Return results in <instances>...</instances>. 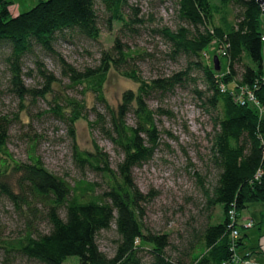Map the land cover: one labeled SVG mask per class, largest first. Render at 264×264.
I'll return each instance as SVG.
<instances>
[{"label": "trees", "instance_id": "obj_1", "mask_svg": "<svg viewBox=\"0 0 264 264\" xmlns=\"http://www.w3.org/2000/svg\"><path fill=\"white\" fill-rule=\"evenodd\" d=\"M13 4L12 0H0V45L12 49L7 58L11 88L22 98L31 95L46 99L55 94L49 113L68 127L76 167L83 174L95 173L101 181L68 182L51 173L37 157L30 163L15 162L8 151L12 121L0 118V192L28 221L20 237L0 238L2 248L40 264H64L69 257H78L79 264H142L140 254L145 249L153 254L151 264H236L232 248L241 247L244 237L232 239L230 212L241 218L251 204H264V118L254 106L241 105L234 96L240 87L246 86L264 106L261 6L255 0H221L219 5L211 0H179L178 15L192 29L182 27L177 32L165 29L163 34L172 45L171 60L177 62L185 57L188 66L166 77L145 80L137 65L140 53L134 52L120 36H116L111 48L101 52L97 66L83 70L68 63L56 49L59 41H99L100 8L108 16L110 32L114 23L121 24V33L138 32L143 19L139 18L140 10L131 6L133 15L126 17L124 8L128 0H41L33 9L17 16L12 14ZM231 5L239 9L233 23L223 16ZM221 14L222 23L216 25L215 18ZM214 43L221 51L220 71L204 60ZM35 46L41 53L56 58L70 88L80 90L83 96L93 94L96 104L104 110L101 113L93 108L97 119L89 124L97 126L123 156L116 169L109 154L96 142L93 151L80 149L76 124L80 120L88 121L92 111L85 100L61 95L60 91L56 93L54 85L60 80L39 58L28 76L35 71L41 87L25 86L24 58ZM237 67H241L240 81L231 90ZM112 70L139 85L137 91L128 90L123 94L117 108L109 104L104 93ZM194 70L201 73L206 87L205 92H196L205 96L206 102L218 113L211 162L219 175L206 200L209 211L221 207L222 219L208 224L202 235L201 251L190 263H183L166 255L169 235L146 233L141 204L147 201V196L139 191L133 172L153 158L160 141L157 117L168 114L162 108L153 110L149 101L196 83ZM130 116L133 124L129 123ZM12 174L17 176L14 189L10 183ZM41 219L49 226L45 234L35 226ZM112 224L116 225L119 240L114 257H108L100 250L97 237ZM248 257L250 254L243 258Z\"/></svg>", "mask_w": 264, "mask_h": 264}, {"label": "rangeland", "instance_id": "obj_2", "mask_svg": "<svg viewBox=\"0 0 264 264\" xmlns=\"http://www.w3.org/2000/svg\"><path fill=\"white\" fill-rule=\"evenodd\" d=\"M12 14L17 16L33 9L41 0H12ZM179 0H128L124 8L127 16L133 15L131 7H137L143 26L134 34L121 33V24L114 23L113 30H108V16L100 8L101 37L99 41L77 39L73 42L59 41L57 51L63 58L79 70L95 67L99 63L101 52L111 48L116 36H120L134 52L140 53L137 65L145 80L166 77L185 69L187 60L181 57L177 62L171 60L172 45L163 31L169 29L177 32L180 28L192 27L178 15ZM219 5L221 0H211ZM131 6V7H130ZM225 15H217L215 24L222 23V15L230 23L235 21L239 9L229 6ZM127 33V34H126ZM38 46L24 58V84L28 88H40L41 79L34 71L35 60L39 58L46 68L55 75L60 83L54 85V91L61 95L85 100L89 111L93 108L101 113L104 110L96 104L93 94L83 96L80 90L69 87V80L62 76L59 63L55 57L41 53ZM12 49L0 45V118L7 117L12 122L9 130L8 151L15 162L30 163L33 157L40 158L44 166L54 175L74 183L77 179L101 181L95 173L84 174L76 167L73 160V140L68 127L49 113L54 95L46 99L34 98L31 95L20 97L12 90L10 69L7 58ZM221 51L216 43L206 52L205 64L214 65V57ZM213 64V65H212ZM226 65L225 62H222ZM221 65V62H220ZM196 83L178 88L174 93L149 101L153 110L162 108L168 114L158 115L157 124L160 131L158 148L151 160L134 169L135 184L139 191L147 196L141 204V220L146 233L169 235L170 245L165 249L166 255L176 262L190 263L201 251L202 235L208 224L218 223L222 219V209L215 207L207 210L206 195L212 191L218 181V171L211 162L213 140L216 134L218 113L206 101L205 96L196 90L205 92L206 87L201 73L194 70ZM237 76L230 86L240 81L241 67H237ZM139 85L111 71L104 88L105 96L113 108H117L128 90L137 91ZM256 108V107H254ZM257 110V108H256ZM258 111V110H257ZM264 118V113L259 112ZM97 117L90 112L88 121L80 120L76 124V139L80 149L94 150L96 142L109 154L112 167L116 169L123 156L114 145L101 133L97 126H90ZM133 124V116L129 117ZM0 166H2L0 160ZM11 186L15 187L17 176L12 174ZM212 217V219H211ZM241 218L251 220L254 226L244 229L243 245L236 248V258L249 264H264V204H251L241 214ZM242 219V220H243ZM36 228L45 234L49 226L43 219L38 220ZM27 218L21 215L9 200L0 192V238L12 240L20 237L27 229ZM119 234L116 225L99 233L97 243L100 250L108 257H114ZM250 257L244 259L243 257ZM142 264H151L154 257L148 249L141 254ZM0 264H40L21 257L17 252H7L0 244ZM64 264H79L78 257H69Z\"/></svg>", "mask_w": 264, "mask_h": 264}, {"label": "built area", "instance_id": "obj_3", "mask_svg": "<svg viewBox=\"0 0 264 264\" xmlns=\"http://www.w3.org/2000/svg\"><path fill=\"white\" fill-rule=\"evenodd\" d=\"M261 42L263 44L264 49V32L261 37ZM264 51V50H263ZM222 92H225V87H222ZM235 99L238 103L241 105H252L257 108V110L261 113H264V106H262L259 101L257 100L253 90L249 87H240L237 92L234 94ZM230 220L232 222V239L234 241L238 240L241 237L242 229H249L254 226V222L251 220H242V218H239L234 211L230 212ZM232 252L234 254V261L236 264H249V262L246 261H239L238 258H236L235 252L236 248H232Z\"/></svg>", "mask_w": 264, "mask_h": 264}, {"label": "water", "instance_id": "obj_4", "mask_svg": "<svg viewBox=\"0 0 264 264\" xmlns=\"http://www.w3.org/2000/svg\"><path fill=\"white\" fill-rule=\"evenodd\" d=\"M262 8L263 13H264V0H255ZM214 65H215V70L220 71V59L219 57H214Z\"/></svg>", "mask_w": 264, "mask_h": 264}, {"label": "crops", "instance_id": "obj_5", "mask_svg": "<svg viewBox=\"0 0 264 264\" xmlns=\"http://www.w3.org/2000/svg\"><path fill=\"white\" fill-rule=\"evenodd\" d=\"M243 219V218H242ZM243 220H245V219H243ZM264 251V250H263Z\"/></svg>", "mask_w": 264, "mask_h": 264}]
</instances>
